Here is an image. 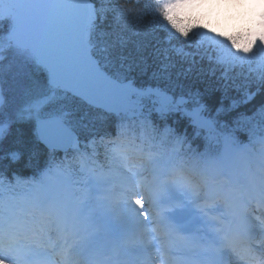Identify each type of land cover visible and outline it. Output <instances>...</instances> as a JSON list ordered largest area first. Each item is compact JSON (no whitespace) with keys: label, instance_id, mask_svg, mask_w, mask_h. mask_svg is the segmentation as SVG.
I'll return each instance as SVG.
<instances>
[{"label":"trees","instance_id":"trees-1","mask_svg":"<svg viewBox=\"0 0 264 264\" xmlns=\"http://www.w3.org/2000/svg\"><path fill=\"white\" fill-rule=\"evenodd\" d=\"M90 1L93 16L88 39L102 70L138 88H157L183 98L178 107L156 105L167 111L162 115L150 113L128 121L129 133L143 131L149 142L165 149L174 146L177 137L172 141L173 135L193 120L183 105L199 108L206 117L233 128L240 141L264 133V56L258 55L254 25L245 16L215 14L223 25L213 20V27L212 23L195 22L203 17L201 10L174 14L156 0ZM8 30L9 25H5L0 38ZM4 51L5 58L0 60V121L6 128L0 135V175L16 184L18 178L32 181L39 177L51 157L39 143L33 121L17 113L34 98L46 72L22 51L13 47ZM46 109L66 116L79 135L82 148L71 152V160L66 161L72 170L89 151L100 154L101 137L119 135L118 123L123 119L67 91L50 100ZM187 138L196 142L202 133L195 125ZM90 141L94 148L88 147ZM254 154L258 159L257 149ZM259 163L261 167L263 163Z\"/></svg>","mask_w":264,"mask_h":264},{"label":"rangeland","instance_id":"rangeland-1","mask_svg":"<svg viewBox=\"0 0 264 264\" xmlns=\"http://www.w3.org/2000/svg\"><path fill=\"white\" fill-rule=\"evenodd\" d=\"M171 7L180 9V10H187L194 6H200L195 2V0H160ZM260 1L261 0H233V3L225 2L222 6H217L218 8L223 9L229 15H233L238 12H246L250 14H256L259 17L260 26L258 27V39L260 40V47L264 49V23L261 20V11H260ZM18 0H0V26L4 23L5 19L14 22L13 19V11L17 7ZM4 43L7 42L8 38L1 39ZM26 54H29L28 52ZM96 78H100L99 74L93 72ZM50 81V78H49ZM107 87L111 90L112 94L121 97V100L116 106H113L112 109L115 110L118 114H138L139 112H135L131 109H128L127 105L133 103V105L139 103L143 98L148 99L151 102L167 104L172 101V98L165 94L162 91L155 90V89H138L131 83H118V81L114 80H107L106 83ZM99 86V85H96ZM44 90L51 92V94H59L57 90L50 91L48 89V85L43 87ZM100 89L95 90V88L91 85V81L88 77V73L84 74L80 82L76 85V89L74 90L79 96L85 99L90 98H98ZM44 93V94H46ZM42 94V95H44ZM41 94L39 95V99L32 105H28L23 112L27 115L37 113L40 111L39 108L42 105V101H44V97ZM123 98L125 99V104L122 102ZM99 105L98 101L95 102ZM1 132V126H0ZM224 140L233 141L235 140L233 137L229 135H225L223 137ZM255 143L262 144L264 146V136L256 138ZM74 149L79 147V142L76 141L73 146ZM261 153L264 154V148L262 149ZM96 162V161H95ZM138 162L134 161L131 165H127L119 154L111 153L109 155L108 166H99L91 165L89 167V175L86 178V184L84 185H74L68 180V177L65 174H62L59 170V166L56 165L53 168H50L48 171L44 172L42 175L41 183L35 186L34 194H35V201L41 203L40 196L42 194V186L41 184L45 182L47 179L52 186V190L56 193L55 198V207H56V215L58 214V209L60 205H65L70 208L74 217L71 222H73L76 226L80 227L83 217L81 214H78L76 220L75 213V206L77 211H79L78 201L84 203L85 205L89 206V209L94 210L96 214L101 216V219L108 220L110 216L113 214H117L120 217V220L132 227H140L142 228L144 243L149 245L150 241L149 235L153 232V223L150 221L149 218V210L146 205L147 199L145 197V193L142 192V183L140 177H137L138 166L136 165ZM212 162L208 164L211 165ZM136 165V166H135ZM213 169L214 166L211 165ZM213 176H217L215 172H211ZM54 177V178H53ZM215 177L214 179H216ZM214 179L211 180V185L215 188ZM105 180L114 181L116 185H118V190L116 192L115 199L111 201H106V199L101 201L99 204L96 203V199L100 195L98 191H104L106 189L107 184ZM105 181V182H104ZM60 189L63 191L60 193ZM222 189V188H221ZM42 202L44 199L42 198ZM114 207H112V205ZM95 205H98L101 210H97ZM114 209L112 212L110 209ZM105 212V215L103 216ZM9 224V223H8ZM16 224V222H12V226ZM10 225V224H9ZM21 224H16L15 226H19ZM8 251L0 250V264H7L9 260H5L6 256L5 253ZM11 263V262H10ZM9 263V264H10Z\"/></svg>","mask_w":264,"mask_h":264},{"label":"water","instance_id":"water-1","mask_svg":"<svg viewBox=\"0 0 264 264\" xmlns=\"http://www.w3.org/2000/svg\"><path fill=\"white\" fill-rule=\"evenodd\" d=\"M89 13L88 0H20L11 42L31 49L51 73L54 84L72 88L85 67L79 56L89 53ZM37 130L48 148L66 150L75 139L59 117L39 120Z\"/></svg>","mask_w":264,"mask_h":264},{"label":"clouds","instance_id":"clouds-1","mask_svg":"<svg viewBox=\"0 0 264 264\" xmlns=\"http://www.w3.org/2000/svg\"><path fill=\"white\" fill-rule=\"evenodd\" d=\"M189 2H191V0H189ZM195 2L201 6L200 10L204 13L203 17L197 19L195 22L201 25L212 23L213 27H215L216 23L220 24V26L223 25V21H220L218 17L215 16L217 6H222L225 2L231 4L233 0H195ZM213 20H216V23H213Z\"/></svg>","mask_w":264,"mask_h":264},{"label":"bare ground","instance_id":"bare-ground-1","mask_svg":"<svg viewBox=\"0 0 264 264\" xmlns=\"http://www.w3.org/2000/svg\"><path fill=\"white\" fill-rule=\"evenodd\" d=\"M59 214V223L61 226H68L70 228H74V225L71 222L73 216L69 209L61 206Z\"/></svg>","mask_w":264,"mask_h":264}]
</instances>
